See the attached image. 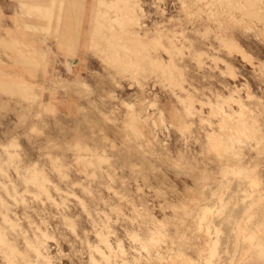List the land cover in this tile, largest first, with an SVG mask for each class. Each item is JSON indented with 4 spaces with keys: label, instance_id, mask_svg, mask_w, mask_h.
Masks as SVG:
<instances>
[{
    "label": "rangeland",
    "instance_id": "obj_1",
    "mask_svg": "<svg viewBox=\"0 0 264 264\" xmlns=\"http://www.w3.org/2000/svg\"><path fill=\"white\" fill-rule=\"evenodd\" d=\"M6 1L0 264H264V0Z\"/></svg>",
    "mask_w": 264,
    "mask_h": 264
},
{
    "label": "crops",
    "instance_id": "obj_2",
    "mask_svg": "<svg viewBox=\"0 0 264 264\" xmlns=\"http://www.w3.org/2000/svg\"><path fill=\"white\" fill-rule=\"evenodd\" d=\"M4 4H6L7 6H8V3H7V1L6 0H0V66H2L3 64H5L6 62H7V53H9V51L8 50H6V49H3V46H1V45H5V46H7L6 48L8 49V47L10 48V52L11 53H13L14 54V52L16 53V54H18V55H20L17 51H16V49L13 47V45H12V43H14L13 41L14 40H10L9 38H8V32H10V31H13V29H17V28H19V27H17L18 26V24L19 25H22L23 27H25V22L26 21H28V20H26L24 17H22V19H18V18H20L21 16L20 15H15V12L14 13H12V12H10V10H8L7 8H3V6L2 5H4ZM32 19V18H31ZM30 19V20H31ZM35 19H33L32 21H34ZM35 23H38V22H36V21H34ZM39 24V23H38ZM26 32H27V30H26ZM17 40H21V39H17ZM26 41H32V39H30V38H26L25 39ZM24 40V41H25ZM23 41V40H22ZM23 41V42H24ZM8 43H11V44H8ZM25 44V43H24ZM17 45V44H16ZM26 45V48L27 47H29L28 45H31L32 47L28 50V49H25L24 47H22V45H17L18 46V49L19 48H21V49H23L24 51V57H29V55H27L26 54V51L28 52V51H35V50H37V52H38V49L35 47V45H33V44H25ZM15 50H14V49ZM12 49V50H11ZM34 49V50H33ZM40 51V50H39ZM3 54V55H2ZM38 54V53H37ZM42 55H43V53H41ZM6 55V56H5ZM17 55V56H18ZM41 55V56H42ZM24 57H22V56H18L17 58L19 59V60H22L24 63H26V64H33V63H31L30 62V58L31 57H29L28 58V60H26ZM26 60V61H24V60ZM14 62V61H13ZM6 71H9V72H11V74L13 75V70H6ZM18 74H17V77H21L22 79H24V76L26 75V74H28V72L26 73L25 71H18L17 72ZM25 79H27V78H25Z\"/></svg>",
    "mask_w": 264,
    "mask_h": 264
},
{
    "label": "bare ground",
    "instance_id": "obj_3",
    "mask_svg": "<svg viewBox=\"0 0 264 264\" xmlns=\"http://www.w3.org/2000/svg\"><path fill=\"white\" fill-rule=\"evenodd\" d=\"M72 64H73V63H72ZM236 177H237V176H236ZM236 177H235V178H236ZM229 180H231V179H229ZM232 180H233V179H232ZM234 181H236V179H234ZM238 181H240V180H238ZM225 184H226V183H225ZM231 184H232V183H231ZM237 184H239V183H237ZM226 185H229V184H226ZM233 185H234V184H233ZM239 186H240V185H239ZM216 188H217V187H216ZM240 188H241V187H240ZM231 189H234V188H231ZM231 189H230V190H231ZM248 189H249V188H248ZM236 191H238V190H236ZM236 191H235V192H236ZM240 191H241V190H240ZM250 191H251V190H250ZM253 191H254V190H253ZM230 192H231V191H230ZM230 192H229V193H230ZM238 193H239V192H237L236 194H238ZM249 193H250V192H249ZM212 195H213V194H212ZM229 195H230V194H229ZM238 195H239V194H238ZM243 195H244V194H243ZM233 196H235V195H233ZM240 196H241V195H240ZM256 196H257V195H256ZM227 197H228V196H227ZM225 198H226V196H225ZM238 198H239V196H238ZM240 198H243V197H240ZM240 198H239V199H240ZM226 199H227V198H226ZM236 199H237V198H236ZM239 199H238V200H239ZM252 200H253V199H252ZM239 201H240V200H239ZM247 201H248V200H247ZM242 202H243V201H242ZM245 202H246V199H245ZM215 203H216V202H215ZM243 203H244V202H243ZM217 204H218V203H217ZM246 205H247V204H246ZM220 206H221V205H220ZM224 207H225V206H224ZM238 207H239V206H238ZM214 208H215V207H214ZM245 208H246V207H245ZM236 209H237V208H236ZM242 210H243V209H242ZM215 211H216V210H215ZM223 211H224V210H223ZM212 212H213V211H212ZM241 212H242V211H241ZM253 212H254V211H253ZM210 213H211V212H210ZM256 214H257V213H256ZM258 214H259V213H258ZM200 215H201V214H200ZM214 215H215V214H214ZM224 217H225V216H224ZM228 217H229V216H228V214H227L226 219H227ZM231 217H232V216H231ZM242 218H243V217H242ZM224 219H225V218H224ZM240 219H241V218H240ZM231 220H232V219H231ZM243 220H244V219H243ZM223 221H224V220H223ZM237 221H238V220H237ZM252 221H253V220H252ZM227 222H228V221H227ZM243 223H244V222H243ZM208 224H209V223H208ZM215 224H216V223H215ZM217 224H218V223H217ZM222 224H223V222H222ZM231 224H232V223H231ZM224 225H225V224H224ZM228 225H229V224H228ZM245 225H246V224H245ZM203 227H204V224H203ZM217 227H218V226H217ZM220 227H221V226H220ZM222 228H223V227H222ZM230 228H231V227H230ZM227 229H228V228H227ZM204 231H205V230H204ZM210 231H211V230H210ZM216 232H217V231H216ZM228 232H229V231H228ZM233 232H234V231H233ZM210 233H211V232H210ZM212 233H213V231H212ZM220 233H221V232H220ZM213 234H214V233H213ZM210 235H211V234H210ZM217 235H218V234H217ZM217 235H216V236H217ZM213 238H214V236H213ZM222 238H223V237H222ZM225 238H226V237H225ZM235 239H236V238H235ZM226 240H229V239H226ZM232 240H233V239H232ZM216 242H217V241H216ZM216 242H215V243H216ZM226 244H227V242H226ZM228 244H229V243H228ZM233 246H234V245H233ZM215 247H216V246H215ZM224 247H225V246H224ZM220 248H221V247H220ZM231 249H232V248H231ZM219 252H220V251H219ZM233 252H234V251H233ZM224 254H225V253H224ZM230 254H231V253H230ZM233 255H235V254H233ZM226 258H227V257H226ZM232 258H233V257H232ZM232 258H231V259H232ZM221 264H222V263H221Z\"/></svg>",
    "mask_w": 264,
    "mask_h": 264
}]
</instances>
